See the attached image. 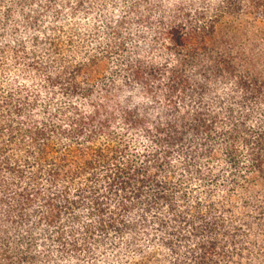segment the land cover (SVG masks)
I'll return each instance as SVG.
<instances>
[{"label": "trees", "instance_id": "1", "mask_svg": "<svg viewBox=\"0 0 264 264\" xmlns=\"http://www.w3.org/2000/svg\"><path fill=\"white\" fill-rule=\"evenodd\" d=\"M0 264H264V0H0Z\"/></svg>", "mask_w": 264, "mask_h": 264}]
</instances>
